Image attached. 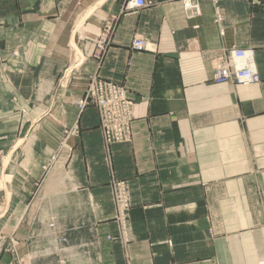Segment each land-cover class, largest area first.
<instances>
[{
  "label": "crops",
  "instance_id": "obj_1",
  "mask_svg": "<svg viewBox=\"0 0 264 264\" xmlns=\"http://www.w3.org/2000/svg\"><path fill=\"white\" fill-rule=\"evenodd\" d=\"M125 2L0 0V264H17L9 241L18 264H52L64 238L94 264H264V0H219V23L209 0L192 18L177 0ZM86 5L116 21L102 57L77 64ZM232 46L254 49L259 83L213 82ZM93 73L127 90L131 142L106 149L95 107L74 103ZM112 176L129 186L126 245Z\"/></svg>",
  "mask_w": 264,
  "mask_h": 264
},
{
  "label": "built area",
  "instance_id": "obj_2",
  "mask_svg": "<svg viewBox=\"0 0 264 264\" xmlns=\"http://www.w3.org/2000/svg\"><path fill=\"white\" fill-rule=\"evenodd\" d=\"M181 3L185 17L192 18L201 14L200 0H177ZM214 9V21L222 20L218 6L219 0H209ZM153 4V0H126V11L138 10ZM116 21L112 15L102 19V29L95 39L97 50L93 57L101 58L109 44V35ZM222 33V30H220ZM130 47L136 51H156L155 45L139 36L133 37ZM255 52L252 48L229 47L219 51L213 58L214 83H232L233 85H251L259 83L260 77L255 65ZM82 109L92 104L98 114L99 130L104 147L108 149L114 144H125L132 140L131 126L134 119V103L129 98L127 90L110 80L102 79L98 73H93L87 83L84 96L74 101ZM109 189L113 205V218L117 227L116 237L124 245L130 242L131 228L129 211L131 208L128 183L112 176ZM53 226V225H51Z\"/></svg>",
  "mask_w": 264,
  "mask_h": 264
},
{
  "label": "rangeland",
  "instance_id": "obj_3",
  "mask_svg": "<svg viewBox=\"0 0 264 264\" xmlns=\"http://www.w3.org/2000/svg\"><path fill=\"white\" fill-rule=\"evenodd\" d=\"M89 4V3H88ZM100 3H98L99 5ZM87 6H89L87 8ZM87 8V9H86ZM86 9V10H84ZM95 7H91L90 5H86V7L79 9L78 12L76 13L77 19L73 24V30L75 33H77V37H84L85 34L89 35L90 40L92 39V41H95V39L99 36V33L102 29V19L106 18V16H99L98 14L96 15L95 13H97L96 11H94ZM88 37V36H87ZM92 43V49L89 48H80L78 49L77 47H75L73 44H71L72 46V53L75 54V61L76 63H81L82 61H84L85 58L89 57V56H93L94 53L97 50V46L95 42H91ZM80 50V53H78ZM81 59L79 60L78 59ZM73 58V57H72ZM81 61V62H80ZM0 186H2L0 184ZM5 209V205L1 204L0 205V215L4 212ZM4 229V228H2ZM57 245H64V246H60L57 250H56V258L54 259V262L52 264H71V259L72 258H76L77 264H94V262H92L91 260V252L90 249L92 247H81L78 249L79 250L77 253H73L74 255H78V256H70L71 254L68 252L66 246H67V241L66 239H60L58 241L55 242ZM5 246V239L4 237H2V239L0 238V251L3 250ZM7 248L11 251L12 249V253L14 255V259L16 261V263L18 264V262H21V257L19 255V244L17 242H10L6 245ZM42 259V257H41Z\"/></svg>",
  "mask_w": 264,
  "mask_h": 264
},
{
  "label": "bare ground",
  "instance_id": "obj_4",
  "mask_svg": "<svg viewBox=\"0 0 264 264\" xmlns=\"http://www.w3.org/2000/svg\"><path fill=\"white\" fill-rule=\"evenodd\" d=\"M100 2H101V0H100ZM94 7H95V6H94ZM78 51H79L78 53H80V50H78ZM78 59H79V57H78ZM80 59H81V57H80ZM80 59H79V60H80Z\"/></svg>",
  "mask_w": 264,
  "mask_h": 264
}]
</instances>
